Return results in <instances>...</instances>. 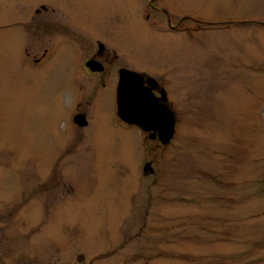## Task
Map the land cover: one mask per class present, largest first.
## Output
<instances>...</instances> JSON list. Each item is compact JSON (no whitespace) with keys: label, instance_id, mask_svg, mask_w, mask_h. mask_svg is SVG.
<instances>
[{"label":"rangeland","instance_id":"obj_1","mask_svg":"<svg viewBox=\"0 0 264 264\" xmlns=\"http://www.w3.org/2000/svg\"><path fill=\"white\" fill-rule=\"evenodd\" d=\"M33 1L0 0V64L18 63L2 100L15 154L1 155L0 263L264 264V0H164L168 17L144 14L147 0H53L58 10L38 17L63 29L30 45ZM99 37L170 83L178 123L168 144L120 125L112 81L71 78L79 48ZM51 38L52 60L31 69L25 49L33 55ZM77 108L89 121L82 129Z\"/></svg>","mask_w":264,"mask_h":264},{"label":"flooded vegetation","instance_id":"obj_2","mask_svg":"<svg viewBox=\"0 0 264 264\" xmlns=\"http://www.w3.org/2000/svg\"><path fill=\"white\" fill-rule=\"evenodd\" d=\"M57 2H54L53 0H34L33 4H38L37 7H35L32 12H33V29L35 36L33 40H30V45L35 43H39L43 37H47L52 35L56 30H53V28L58 27L62 28V23L61 20H54L53 22H48L51 21L46 18V21L41 22L42 20L38 17V15L42 13H48L50 11V8L52 9V12L55 11V9L58 10V7L55 5ZM146 4H149V6H146ZM32 5V4H31ZM174 7L171 9L166 6V3L164 0H147L145 4L143 5L142 11L144 14L152 11L155 13H165V15L168 17L169 12H174L173 11ZM62 13V12H61ZM63 15V13H62ZM53 17V14L51 15ZM64 16V15H63ZM49 17V18H52ZM54 18V17H53ZM58 24L56 25V23ZM0 28H4L3 25H0ZM170 30L177 32L181 31L180 24L178 22L175 25L170 26ZM63 29V28H62ZM33 36V35H32ZM48 40V39H47ZM46 43L45 46L40 48L39 46V54L38 51H34V54L31 55L29 49H25V57L26 59L30 62V67L31 69H39L44 67L48 62H50L53 58V55L55 53V46L56 43L53 41V39H49L48 42ZM37 47V46H36ZM35 47V48H36ZM83 47V50H80L78 52V68L77 71L74 72V76H71L74 81H77V79L81 78H87V77H96V76H101L99 77V82H101V87H104L106 82L105 80L112 81V84L114 83V102H115V116L117 117L118 122L120 125L126 126V127H135L139 129L135 125H130L121 120L117 114V104H116V96H117V89L119 85V78L120 74L123 70H128L135 72L142 76L143 78V86L145 88H148L151 93L153 94L157 104L163 105L168 111L171 112L174 118V132L173 136L175 134V127L178 123L177 118L175 114L173 113V102L170 99V92H169V84L166 85V81L164 80V77H160V81L157 80L156 78L150 77L147 73L143 71L137 70L133 65L129 64L126 59L124 58L123 55H119L116 47L114 45H111L107 43V40L104 38L102 39L101 37L99 38H90L88 40V43ZM121 58V62L118 61V59ZM5 64V62H1L0 64V235H6L5 230H6V212H5V207L8 201V188H7V173L5 169V165H2L1 163V155H6L7 153L10 155L12 160L14 159V152L9 151L7 142L4 138V130H5V123H6V105H2V100L4 101V93H5V80H6V75L8 74L9 76L13 77H18V63L17 62H12L10 64V68H7V62H6V69L2 68V64ZM1 71L3 72V75L1 78ZM96 79V78H95ZM7 82V80H6ZM95 82V81H94ZM95 82V84H96ZM4 85V86H2ZM78 85V84H77ZM80 88V91L82 89V86H78ZM175 88V87H174ZM78 98V104L75 106H79L81 102V97L80 95L77 96ZM80 117L83 118V123L81 126L78 122V119ZM77 119V120H76ZM72 121L74 122L75 125L78 126L79 129L85 128L88 126L89 121L87 118V115L80 111V108H77L73 114ZM94 131V130H93ZM139 131H141L139 129ZM142 132V131H141ZM146 134L147 138L151 140L152 142H156L160 144V140L158 138V132L154 131H149V132H143ZM172 136V138H173ZM93 137V135H92ZM7 154V155H8ZM10 191V190H9ZM50 194L46 200V208L45 206H42V214L44 219L46 220L47 225L52 223L51 219L53 217V203L50 202ZM31 198L28 199L26 198L25 200V205L27 208H31L34 205L32 204ZM34 207H37L34 206ZM45 209V210H43ZM29 212H19L18 215V220H19V226L25 227L29 224ZM20 237L19 241L23 242L24 235H18ZM26 237V236H25ZM3 239L0 237V250L3 249V244L4 246L6 244V237L4 239V242L2 241ZM25 240V238H24ZM26 241H30V238ZM43 244H46L49 247L50 244V236L44 235V239H42ZM26 244H28L26 242ZM29 247V246H28ZM14 249L10 248V252L13 251ZM19 250V248H18ZM1 262V259H0ZM0 264H6L5 263H0Z\"/></svg>","mask_w":264,"mask_h":264},{"label":"water","instance_id":"obj_3","mask_svg":"<svg viewBox=\"0 0 264 264\" xmlns=\"http://www.w3.org/2000/svg\"><path fill=\"white\" fill-rule=\"evenodd\" d=\"M116 104L121 120L137 126L143 132H158L162 145L170 142L174 132L173 115L163 105L157 104L151 91L143 86L142 76L128 70L121 72ZM82 121L83 118L80 117V125L84 124ZM147 169L146 165L144 171Z\"/></svg>","mask_w":264,"mask_h":264}]
</instances>
